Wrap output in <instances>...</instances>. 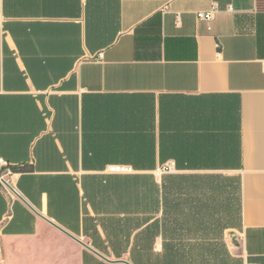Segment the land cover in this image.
Masks as SVG:
<instances>
[{
    "label": "crops",
    "instance_id": "obj_1",
    "mask_svg": "<svg viewBox=\"0 0 264 264\" xmlns=\"http://www.w3.org/2000/svg\"><path fill=\"white\" fill-rule=\"evenodd\" d=\"M263 62L264 0H0V264L131 262L141 184L151 224L163 178L264 264Z\"/></svg>",
    "mask_w": 264,
    "mask_h": 264
},
{
    "label": "trees",
    "instance_id": "obj_2",
    "mask_svg": "<svg viewBox=\"0 0 264 264\" xmlns=\"http://www.w3.org/2000/svg\"><path fill=\"white\" fill-rule=\"evenodd\" d=\"M27 170L29 169L12 168L13 172ZM141 185L140 211L144 216L140 219L135 218L133 226L137 229L143 228L134 235L133 246L129 251L132 264H243L240 259L229 254L221 240L224 228L233 219L232 215L222 214L212 217L207 214L209 206L206 203L198 204L194 200L195 205L192 206L190 200H182L180 183L171 186L173 197H167L163 178L161 187L158 185L156 188L155 200V211L161 210L162 217L148 224L149 194L151 211L154 208L153 186L151 185V193H149L148 184ZM127 186L128 184H126L125 192L128 190ZM130 198V195L126 193L125 211L129 208ZM125 217L123 230L112 231L111 235L116 239L123 237L129 242L134 231L128 228L133 222L129 216ZM157 236H161L163 240L161 255L153 253V244ZM111 249L117 257H120L119 251L126 252L127 247L122 248L112 244Z\"/></svg>",
    "mask_w": 264,
    "mask_h": 264
},
{
    "label": "built area",
    "instance_id": "obj_3",
    "mask_svg": "<svg viewBox=\"0 0 264 264\" xmlns=\"http://www.w3.org/2000/svg\"><path fill=\"white\" fill-rule=\"evenodd\" d=\"M165 9H167V7H165ZM216 11H217L216 8H212L208 12H198L196 14V17L199 20L210 21L212 19L213 14ZM263 69H264V62H263ZM0 162H2V161L0 160ZM170 170H171L170 167H163V168L160 169V172L166 173V172H168ZM106 173L111 174V175H131V174L134 173V170H133V168H131L129 166L112 165V166H108L106 168Z\"/></svg>",
    "mask_w": 264,
    "mask_h": 264
},
{
    "label": "water",
    "instance_id": "obj_4",
    "mask_svg": "<svg viewBox=\"0 0 264 264\" xmlns=\"http://www.w3.org/2000/svg\"><path fill=\"white\" fill-rule=\"evenodd\" d=\"M49 224H51L52 226H54L55 228H57L58 230H60L62 233H64L65 235H67L68 237H70L71 239H73L74 241H76L77 243H79L81 246H83L84 248H86L87 250L93 252L94 254H96L98 257H100L101 259L108 261L103 255L97 253L95 250H93L90 246H88L87 244L83 243L81 240L75 238L74 236L70 235L69 233L65 232L64 230H62L61 228H59L57 225H55L53 222L45 219ZM123 264H132L131 262L128 261H119Z\"/></svg>",
    "mask_w": 264,
    "mask_h": 264
},
{
    "label": "rangeland",
    "instance_id": "obj_5",
    "mask_svg": "<svg viewBox=\"0 0 264 264\" xmlns=\"http://www.w3.org/2000/svg\"><path fill=\"white\" fill-rule=\"evenodd\" d=\"M231 242H232L234 245H236L237 247L239 246V244H238V240H236L235 237H232V238H231Z\"/></svg>",
    "mask_w": 264,
    "mask_h": 264
}]
</instances>
